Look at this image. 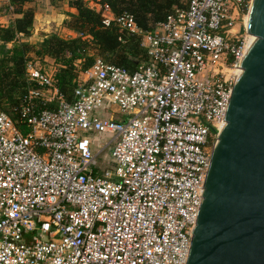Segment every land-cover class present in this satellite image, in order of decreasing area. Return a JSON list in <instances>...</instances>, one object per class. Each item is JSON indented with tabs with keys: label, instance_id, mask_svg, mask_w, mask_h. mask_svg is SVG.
Here are the masks:
<instances>
[{
	"label": "built area",
	"instance_id": "built-area-1",
	"mask_svg": "<svg viewBox=\"0 0 264 264\" xmlns=\"http://www.w3.org/2000/svg\"><path fill=\"white\" fill-rule=\"evenodd\" d=\"M252 2L186 0L152 30L91 2L122 44L138 39L146 60L130 71L96 57L70 101L28 62L41 89L17 124L0 108V264L187 263ZM104 103L127 119L97 118ZM88 133L112 136L99 145H112L101 174Z\"/></svg>",
	"mask_w": 264,
	"mask_h": 264
},
{
	"label": "water",
	"instance_id": "water-1",
	"mask_svg": "<svg viewBox=\"0 0 264 264\" xmlns=\"http://www.w3.org/2000/svg\"><path fill=\"white\" fill-rule=\"evenodd\" d=\"M211 164L186 264H264V0Z\"/></svg>",
	"mask_w": 264,
	"mask_h": 264
},
{
	"label": "trees",
	"instance_id": "trees-1",
	"mask_svg": "<svg viewBox=\"0 0 264 264\" xmlns=\"http://www.w3.org/2000/svg\"><path fill=\"white\" fill-rule=\"evenodd\" d=\"M38 1L45 0H8L0 4V19L14 16L7 26L0 24V108L16 124L19 121L17 109L28 93L41 89L27 77L29 61H39L45 71L42 64L50 60L55 65V85L70 101L79 72L91 67L96 57L130 71L146 60L137 38H129L122 44L116 27H105L101 13L88 3L108 5L116 16L129 13L143 30H152L177 8L186 7V0H72L77 14H70L71 21L65 24L75 37L63 39L52 35L35 44L29 39L33 36ZM35 102L41 104L40 98ZM20 128L26 130L24 126Z\"/></svg>",
	"mask_w": 264,
	"mask_h": 264
},
{
	"label": "rangeland",
	"instance_id": "rangeland-1",
	"mask_svg": "<svg viewBox=\"0 0 264 264\" xmlns=\"http://www.w3.org/2000/svg\"><path fill=\"white\" fill-rule=\"evenodd\" d=\"M91 2V1H90ZM95 4V3H94ZM92 3H88V6L95 7ZM36 15L35 23L33 27V36L29 39L32 43L37 44L44 37H50L52 35H58L63 39H71L75 37V33L69 30L65 24L66 21H71L70 14H77V11L73 7L72 0H49L38 1L35 3ZM13 15H7L0 19L1 25L7 26L8 23L13 19ZM42 67L48 74H53L55 71V65L52 64L50 60L44 62ZM105 109L101 108L96 111V117L99 119H108L109 115L116 112V117L127 119V117L122 116L119 112V108L116 105H107L104 103ZM89 138L95 139L96 143L92 144V152L96 154V159L93 163V167L96 169L97 173H103L106 169L111 168L107 155L111 150V147L103 150L101 153V148L99 145L103 146L104 142H110L112 136L109 135H98L95 133H88Z\"/></svg>",
	"mask_w": 264,
	"mask_h": 264
},
{
	"label": "bare ground",
	"instance_id": "bare-ground-1",
	"mask_svg": "<svg viewBox=\"0 0 264 264\" xmlns=\"http://www.w3.org/2000/svg\"><path fill=\"white\" fill-rule=\"evenodd\" d=\"M246 23H247V25H248V23H249V17H248V16L246 17ZM252 39H253V37L250 38V42H249L248 48H249V46H250V43H251Z\"/></svg>",
	"mask_w": 264,
	"mask_h": 264
},
{
	"label": "crops",
	"instance_id": "crops-1",
	"mask_svg": "<svg viewBox=\"0 0 264 264\" xmlns=\"http://www.w3.org/2000/svg\"><path fill=\"white\" fill-rule=\"evenodd\" d=\"M2 5V4H1ZM0 24H1V22H0Z\"/></svg>",
	"mask_w": 264,
	"mask_h": 264
}]
</instances>
